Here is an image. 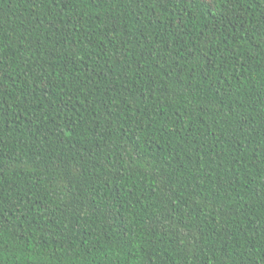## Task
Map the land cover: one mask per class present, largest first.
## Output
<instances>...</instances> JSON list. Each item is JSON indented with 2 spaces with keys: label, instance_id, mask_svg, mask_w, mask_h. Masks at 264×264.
Here are the masks:
<instances>
[{
  "label": "trees",
  "instance_id": "1",
  "mask_svg": "<svg viewBox=\"0 0 264 264\" xmlns=\"http://www.w3.org/2000/svg\"><path fill=\"white\" fill-rule=\"evenodd\" d=\"M0 218V264H264V0H0Z\"/></svg>",
  "mask_w": 264,
  "mask_h": 264
},
{
  "label": "snow or ice",
  "instance_id": "2",
  "mask_svg": "<svg viewBox=\"0 0 264 264\" xmlns=\"http://www.w3.org/2000/svg\"><path fill=\"white\" fill-rule=\"evenodd\" d=\"M14 241L15 234H9L4 219L0 218V249L7 250L10 243L13 249L18 248L19 245ZM26 247H29L33 251H35L34 244L26 245ZM32 262L33 264H85L83 260L73 258L71 248H69L68 250H61L55 247L50 253L47 254H45V252L41 250L38 256L34 255L32 257Z\"/></svg>",
  "mask_w": 264,
  "mask_h": 264
}]
</instances>
